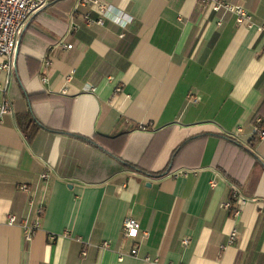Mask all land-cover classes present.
Here are the masks:
<instances>
[{
    "label": "crops",
    "instance_id": "crops-1",
    "mask_svg": "<svg viewBox=\"0 0 264 264\" xmlns=\"http://www.w3.org/2000/svg\"><path fill=\"white\" fill-rule=\"evenodd\" d=\"M102 1L118 23L56 0L0 69V264H264V0H222L250 29L199 0Z\"/></svg>",
    "mask_w": 264,
    "mask_h": 264
},
{
    "label": "built area",
    "instance_id": "built-area-1",
    "mask_svg": "<svg viewBox=\"0 0 264 264\" xmlns=\"http://www.w3.org/2000/svg\"><path fill=\"white\" fill-rule=\"evenodd\" d=\"M56 0H0V56L8 60L4 62L0 69L8 72L10 69V58L15 53L19 42L20 35L29 21V19L44 10L48 5ZM200 3L209 7L213 13L233 14L236 18L237 25H245L247 28H252L250 15L240 6L231 5L222 0H199ZM82 6L90 7L95 10L99 15L97 19L91 17V13L87 14L86 19L89 25L103 26L107 20L118 23L117 17H112L111 7L102 0H82ZM259 33L264 36V23L256 27ZM68 49H72V45L67 46ZM10 103L4 101L0 103V124L4 115L10 113ZM254 134L259 140L264 139V129L258 127L255 128ZM41 178L47 180L49 178L48 173L42 174ZM22 190L29 192L27 187H22ZM231 199H235L238 205L243 206L246 202L244 199L237 198L232 194ZM30 205H33V201H30ZM231 203L225 202L222 208L229 210ZM8 223L10 225H19L23 230L24 239L27 243L31 242L40 228L39 221L29 222L27 219H19L16 216H10ZM123 236L125 238L135 239L141 234L142 238L148 236L147 230H141L138 222L131 217H127L123 221L122 226ZM235 231L231 234V239L234 237ZM107 247V243H105ZM137 249L131 250V255L135 256ZM147 260V259H146Z\"/></svg>",
    "mask_w": 264,
    "mask_h": 264
},
{
    "label": "trees",
    "instance_id": "trees-1",
    "mask_svg": "<svg viewBox=\"0 0 264 264\" xmlns=\"http://www.w3.org/2000/svg\"><path fill=\"white\" fill-rule=\"evenodd\" d=\"M257 117V116H256ZM255 117V118H256ZM19 123L21 128L23 129L24 133L27 135L28 140H32L35 137V134L37 133L38 127L34 125L33 122L29 119L28 116H19ZM257 127L264 128V118L258 122ZM85 141L91 142V140L83 138Z\"/></svg>",
    "mask_w": 264,
    "mask_h": 264
}]
</instances>
